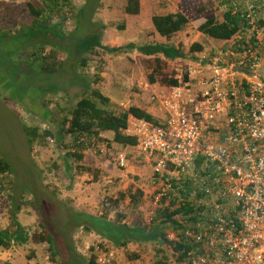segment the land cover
<instances>
[{
    "label": "rangeland",
    "instance_id": "rangeland-1",
    "mask_svg": "<svg viewBox=\"0 0 264 264\" xmlns=\"http://www.w3.org/2000/svg\"><path fill=\"white\" fill-rule=\"evenodd\" d=\"M139 2V14L131 16L124 13L126 0L59 1V7L52 12L50 22L61 24L65 33L73 31L74 35L77 32L82 37L94 31L100 33L102 46L116 50L107 52L100 48L94 49L87 56L86 66L77 70L79 76L90 81L88 84L91 88L114 100L110 106L112 110L118 112L139 105L148 109L151 107L161 116V107L151 103L150 96L169 87L172 79L182 81L188 66H196L220 47L222 42L201 35L195 26L209 18L221 19L226 10L221 0ZM29 3L43 8L49 1L0 0V29L16 33L21 25L30 24L32 16L28 10ZM80 8L82 14L78 23L77 10ZM180 10L188 19V26L168 39L159 36L153 29L151 17ZM44 13L50 14L47 7ZM152 43L179 47L188 56L186 59L170 61L158 55L159 63L155 57L143 56L126 47L128 44ZM193 43H199L202 51L190 56L188 49ZM15 47L9 43L5 50ZM32 50L33 47L20 54H29ZM45 50L51 51L50 47ZM55 57L57 61L65 60L61 53ZM70 72L65 69L52 79L58 88L56 94H49L40 102L29 105L38 116L0 95V159L10 166V172L0 174V229L8 226L10 212L14 210L29 237L23 245L0 248V264H61L65 253L59 240L56 242L58 254L52 257L47 244L31 239L35 234L41 236L43 231L55 234L62 242H70L84 261L92 255L100 257L105 250H113L121 260H136L142 264H154L155 257L159 259L161 252L170 257L171 248L160 237V243L132 239L124 246H117L84 223L86 221L80 226L72 221V214L76 213L102 217L115 225L122 223L145 231L151 230L156 224L160 225L156 214L160 207L154 200L152 189L148 187L153 163L152 160H145L146 155L134 148L132 155L124 154L126 165L120 168L116 159L123 151L106 136L112 135V132L101 133L103 140L92 141L91 147L83 152L82 165L81 161L67 154L69 136H64L61 146L52 138H47L41 145H27L21 122L43 129L46 124L41 120L43 110L40 105L55 120H62L79 100L84 90L82 81L79 78L72 80ZM259 74L264 81V61ZM106 164L109 165L107 170ZM119 172L124 174L123 178L118 176ZM92 182L97 184L90 187ZM136 191H140L142 196L133 203L128 193L137 194ZM160 226V231L167 239L171 227H168V223ZM158 249H161L160 253Z\"/></svg>",
    "mask_w": 264,
    "mask_h": 264
},
{
    "label": "built area",
    "instance_id": "built-area-1",
    "mask_svg": "<svg viewBox=\"0 0 264 264\" xmlns=\"http://www.w3.org/2000/svg\"><path fill=\"white\" fill-rule=\"evenodd\" d=\"M224 1L243 19L245 42L221 41L150 96L163 111L158 124L135 119L125 130L153 162L155 202L181 210L167 240L183 248L170 249L168 264H264V0ZM116 160L125 167L123 153ZM96 262L142 264L113 250Z\"/></svg>",
    "mask_w": 264,
    "mask_h": 264
},
{
    "label": "trees",
    "instance_id": "trees-1",
    "mask_svg": "<svg viewBox=\"0 0 264 264\" xmlns=\"http://www.w3.org/2000/svg\"><path fill=\"white\" fill-rule=\"evenodd\" d=\"M48 1L49 4L43 8L35 7L29 3L28 10L32 16V21L28 25H21L16 33L0 29V95L6 100L18 103L30 114L38 116L35 115L30 106L40 102L43 97L49 94L57 93V85L52 79L63 70H71L72 80L79 78L82 81L84 90L79 100L71 107L68 115L64 116L62 120H55L50 112L40 105L43 110V114L40 115L41 120L46 124L43 129L21 122V129L27 145L29 147L33 144L41 145L47 138H52L58 146H61L64 136H69L70 142L67 154L78 162L83 159V152L91 147L92 141L103 140L101 133L104 132H112L113 138L111 141L113 143L120 146L134 147L136 145L135 137L125 133L129 118L145 120L153 124H158L159 120L153 118L144 109L136 106H129L127 109L118 112L112 110L110 108L112 104L110 99L99 90L91 88L88 84L90 81L84 76H79L77 70H81L86 66L87 56L94 49L100 48L107 52H115L116 50L102 46L100 33L94 31L82 37L77 32L74 35L73 31L65 33L58 22L51 23V14L59 7V1L64 2L66 0ZM222 1L224 5L225 1ZM45 7H47L50 14L44 13ZM139 11V0H126L124 6L125 14L135 16L139 14ZM81 14L82 8L77 10L78 23ZM188 23V19L181 10L151 17L154 31L165 39L184 30ZM244 26L243 19L238 14H233L230 9H227L222 14L221 19L209 18L201 23L196 28V31L207 38L219 41L231 40L239 34L242 36L238 42L243 44L245 42L242 30ZM9 43L16 47L5 50V46ZM32 47L33 50L29 54H20ZM46 47H50L51 51L46 52ZM126 47L139 52L143 56L155 57L156 62L159 63L161 61L158 55L170 61L186 59L188 56L179 47L163 43L128 44ZM201 51L202 46L199 43H193L188 49V54L191 56V54ZM57 53L63 54L68 62L65 60L57 61L55 57ZM202 63L204 62L202 61ZM177 83L178 80L172 79L168 86H176ZM34 116H31V118ZM8 172H10L9 164L0 159V174ZM136 192L137 194L128 193V198L133 203L138 200V197L142 196L140 191ZM179 212H181L179 209L168 211L160 207L157 209L156 214L160 220V225L170 223L168 227L174 229L176 222L173 217ZM10 213L8 226L0 229L1 249H8L13 245H23L29 240L28 234L17 220L14 210ZM82 216L84 217L82 218ZM72 221L76 226H80V223L86 221L84 223L117 246H124L132 239L160 243V237L161 240L169 244L173 251H180L183 248V245L177 242L166 241L167 239L164 238L163 232L160 231L161 226L157 224L151 230L145 231L136 227H128L122 223H116L115 225L105 221L102 217L97 218L76 213L72 214ZM51 234L48 231H43L41 236L35 234L32 235L31 239L34 242L47 244L52 257L58 254L57 249L59 246L56 242L59 240L65 253L61 264H97L96 255H92L87 261H84L70 242H62L60 238H56L55 234ZM160 252L161 249H158V253ZM181 257L182 254L175 261H179ZM168 263L169 256L164 252H161L159 259H157V256L154 259V264Z\"/></svg>",
    "mask_w": 264,
    "mask_h": 264
},
{
    "label": "crops",
    "instance_id": "crops-1",
    "mask_svg": "<svg viewBox=\"0 0 264 264\" xmlns=\"http://www.w3.org/2000/svg\"><path fill=\"white\" fill-rule=\"evenodd\" d=\"M168 13H171V12H168ZM172 13H174V12H172ZM200 25V24H199ZM198 25V26H199ZM198 26H195V28H197ZM221 42V41H220ZM108 98H109V96H107ZM110 99V101H111V103H113L114 102V100L113 99H111V98H109ZM135 106V105H134ZM136 107H140V108H142V109H144L146 112H148L150 115H152L153 116V118H155V119H158V120H161V117H162V115L160 116L157 112H155V110H153V108H146V107H143V106H139V105H137ZM134 118H132V117H130L129 118V120H128V126L130 125V124H132L133 122H134ZM126 134H128L127 132H125ZM105 134H106V132H105ZM107 137H108V140H112V138H113V134L112 135H106ZM101 137H103V135L101 134ZM114 145H115V143H113ZM116 146H118V149H120V150H122L123 151V154H126V156H128V155H132V152H133V149H134V147H130V146H120V145H116ZM84 159V158H83ZM145 160L148 162V161H151V160H149L146 156H145ZM81 163V165L82 164H84V161H81L80 162ZM140 163H141V161H140ZM153 163V162H152ZM152 166H153V164L151 165V171H150V174H149V177H150V175H151V172H152ZM88 167H90V166H88ZM96 167H98V166H96ZM109 167V165L108 164H106L105 165V169L107 170V168ZM89 170H91L90 168H89ZM118 174V176H120L121 178H123L124 177V174L122 173V172H119V173H117ZM95 184H97V182H92L91 183V185H90V187H92L93 185H95ZM148 187L150 188V189H152L153 187H151V184H150V182H149V184H148ZM147 187V189L146 190H148L149 188ZM140 189L142 188V187H139ZM152 191H153V189H152Z\"/></svg>",
    "mask_w": 264,
    "mask_h": 264
}]
</instances>
